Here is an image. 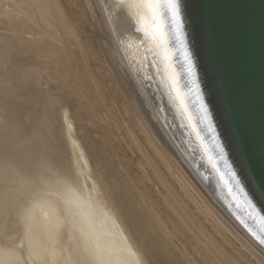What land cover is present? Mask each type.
<instances>
[{"label":"rangeland","instance_id":"obj_1","mask_svg":"<svg viewBox=\"0 0 264 264\" xmlns=\"http://www.w3.org/2000/svg\"><path fill=\"white\" fill-rule=\"evenodd\" d=\"M27 2L15 0L21 8L18 10L7 0H0V106L3 92L12 89L15 101L22 107V118L26 115L31 119L20 131L27 128L36 142L35 145L28 142L22 145L21 157L34 153L43 160L48 158L49 163L35 167L34 173L42 172V175L24 173L13 162L0 164V232L9 234L19 229L18 220L13 218L14 206L29 194L26 192L21 198L11 200L20 177L27 176L32 181L29 188L40 183L41 178L74 177L73 154L63 116L67 112L73 124V136L87 155L93 178L106 193L149 264H264V258L244 243L227 217L225 222L222 217L206 214L201 206H196V196L190 199L193 191L178 185L172 177L176 174L166 171L162 159L154 154L148 140V143L144 141L147 134L143 131L141 134V129L135 126L137 122L134 125L136 119L129 114L132 105L126 104L129 93H126L127 99L120 94L113 83V74L101 64L100 57L93 56L85 45L87 42H82L92 34H82V31L80 34L78 29L76 35L72 34L71 14L67 15L70 11L63 13L68 10L70 0H47L51 13L56 10L55 13L59 11L58 15H63L60 17L69 29L66 36L56 16L51 15L45 23H40L39 7L33 6L35 13L29 12ZM72 56L77 58V63ZM52 166L58 170L53 171ZM183 166L207 197L199 179L185 164ZM14 168L21 176L13 172ZM190 191L193 194H188ZM6 208L10 212L8 215ZM2 237L0 235V240H4Z\"/></svg>","mask_w":264,"mask_h":264},{"label":"bare ground","instance_id":"obj_2","mask_svg":"<svg viewBox=\"0 0 264 264\" xmlns=\"http://www.w3.org/2000/svg\"><path fill=\"white\" fill-rule=\"evenodd\" d=\"M7 1L14 4L13 6H16L18 10L21 9L15 0ZM21 2L27 1L21 0ZM69 4L68 10L67 4L65 3V8L63 5L66 9L63 13L70 11L67 15L71 14L72 34H77L76 29L80 31V34L81 31L82 34H92L88 39L85 37L82 42H87L85 45H88L93 56L100 57L101 64L107 66L109 73L113 74V83L121 91L120 94L126 97V93H129L128 102L127 100V103L124 102L130 104L128 107L132 105V112L131 109L128 110L136 121L132 118L130 120L134 122V125L137 122L135 126L141 129V134L142 131L143 134H147L148 139L144 137V141L148 140L154 150L152 151L156 152L154 154L162 159L161 161L168 169L166 171L176 174L171 176L179 183L178 185L193 191L195 195L191 191L188 194H193L190 199L197 197L196 206H201L208 215H214L217 218L219 216L218 219L222 217L223 221L227 217L230 224L227 223L236 229L244 243L264 258V244L260 243L259 237L245 224L240 214L222 199L219 189L217 191L213 184L208 183L207 173L204 174L202 171L205 164L211 168L208 156L204 155L205 162H200L197 154L194 153L195 147H188L187 143L183 142L184 128H176L173 123L174 117L172 113H169L170 110L181 125L185 123L189 125L195 139L199 140L197 127L194 126L192 113L188 109L187 98L179 84L178 70L174 66L161 5L156 3V0H70ZM36 5L42 14L40 23H45L49 16L54 15L60 22L63 36L68 34L69 29L65 28L63 18L60 17L62 14L58 15V10V13H55L56 10L53 12L55 14L51 13L47 0H31V2L29 0L27 2L29 12H32L33 6ZM8 8L12 7L8 6ZM8 18L10 20V17ZM77 54L74 56L77 57ZM80 55L79 58H81ZM74 59L77 63V58ZM81 61L84 63L82 59ZM63 116L65 131H67L73 154L74 177L70 179L64 176H56L53 179L41 178L40 183L32 188H29L32 181L27 176L18 179L16 184L19 187H14L15 192L12 193L11 200L21 198L26 192L29 194L14 206L13 218L18 220L19 229L9 234L0 232L4 239L0 240V264H149L125 228L119 213L107 198L106 193L93 178L87 155L82 145L73 136V124L67 112H64ZM148 126L151 127L148 128ZM201 149L204 150L203 147ZM183 164L188 167V171H191L194 177L199 179L201 187L204 186L205 189H203L208 194L207 197L185 172ZM13 172L20 175L16 168ZM193 175L191 174L192 177ZM9 213L6 208L5 214ZM218 223L220 224L219 221ZM1 229L0 225V231Z\"/></svg>","mask_w":264,"mask_h":264},{"label":"water","instance_id":"obj_3","mask_svg":"<svg viewBox=\"0 0 264 264\" xmlns=\"http://www.w3.org/2000/svg\"><path fill=\"white\" fill-rule=\"evenodd\" d=\"M180 5L182 29L176 28L166 7L161 6V11L199 140L187 123L181 125L172 110L169 113L175 127L185 129L183 142L195 147L199 161L205 162L204 155L208 156L211 168L205 164L202 170L208 183L219 189L222 199L260 237V218L264 217V0H180ZM181 32L183 43L178 39ZM185 47L191 53L199 91L223 145V159L200 117L195 86L186 72ZM12 93V89L3 92L0 106V164L13 162L24 173L42 175L34 169L49 163L48 158L43 160L34 153L21 157V146L36 142L27 128L20 131L31 119L26 115L22 118V107Z\"/></svg>","mask_w":264,"mask_h":264},{"label":"snow or ice","instance_id":"obj_4","mask_svg":"<svg viewBox=\"0 0 264 264\" xmlns=\"http://www.w3.org/2000/svg\"><path fill=\"white\" fill-rule=\"evenodd\" d=\"M156 3H159L162 7H166L169 10L171 19L177 29L183 28V21L181 18L180 0H156ZM178 39H181V42L183 43L182 32L179 33ZM185 61H186V72L188 74L189 80L195 86L196 99L199 105L198 111L200 112V117L202 121L206 124V126L208 127L209 131L212 133V137L216 144V147L220 151V157L221 159H223L225 157L223 145L220 143L215 127L212 123L211 112L208 110V106L206 103H204L203 96L199 91V84L196 80L195 65L192 62L191 53L187 51L186 47H185ZM238 144L241 148L243 147V137L242 136L238 137ZM233 175L235 174L233 173ZM237 184L239 185V181H237ZM241 191H243V189H241ZM260 220H261V228H260L261 236L259 237V241L261 244H264V217H261Z\"/></svg>","mask_w":264,"mask_h":264}]
</instances>
